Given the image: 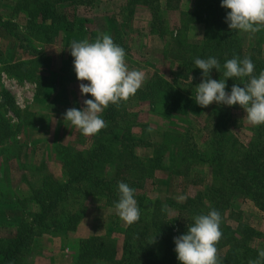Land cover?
<instances>
[{"label": "rangeland", "instance_id": "rangeland-1", "mask_svg": "<svg viewBox=\"0 0 264 264\" xmlns=\"http://www.w3.org/2000/svg\"><path fill=\"white\" fill-rule=\"evenodd\" d=\"M144 1L141 0L135 6L134 14L128 21L123 13L128 5L127 0H91L89 5L77 7L62 5L60 8L67 6L66 14L71 21L84 25L82 28L84 34L79 30H73L74 34L78 32V35H84V40L89 42H95L101 34H109L114 42L125 50V60L129 69L144 73L142 87L135 96L123 102L122 109L126 113L124 122L135 124L132 134L143 138L151 145L148 148L137 147L134 151L137 158L152 157L155 145L160 146L165 137L171 139L169 140L172 142L171 147L165 151L166 164L170 169L175 165L174 158L179 154L177 148L181 145L187 148L196 147L195 161L205 154H210L209 147L205 148V145L213 135L212 131L214 129L217 131V128L215 125L212 128L214 123L209 122L211 117L209 112H205L201 117L179 116L168 122L169 127L159 113L158 106L150 105L153 97H145L148 92L144 88H147L149 82L156 81L155 76L170 80L169 72L177 66L181 67L179 60L174 59L177 46L174 45L173 38L177 31L187 46L183 58L186 59L185 63H188L198 58L194 51L198 48L195 44L202 42L207 25L195 16L196 0H178L174 5L178 4L179 9L174 11L166 8V0H154L151 4L157 8L162 31V36H159L157 28L151 29V8L146 6ZM14 9L15 0H0V20L12 34H16L18 29L24 37L22 44H16L3 29H0V117L11 130L7 137H0V239L13 235L23 221L31 222L35 205L31 200L27 202L25 199L42 189L45 178L58 184L66 182V169L61 155L65 154L66 150L75 154L77 151L86 153L92 140V136H84L79 129L64 120V114L68 109L84 107L83 100L86 96L81 95L79 85L88 82L77 80L73 66L74 57L69 48L71 42H79L78 39L73 38L71 34L70 37L67 33L60 32L53 43L45 44L42 35H37L31 28H25V17ZM117 34L118 41L115 39ZM239 36L242 51L248 54L251 48L259 47L260 53L255 54V57L264 62V28L256 33L239 31ZM33 48L42 53L44 59L49 60L48 64L46 61L40 64L44 68L41 71L44 86L39 98L36 95L35 80L19 79L6 69L8 65L18 61H28ZM184 76L185 74L177 88L179 92L195 98L196 88L188 87V81ZM202 78L201 73L200 82ZM210 78L219 80L221 77L212 73ZM189 90L193 95L188 92ZM226 118L227 125L225 120L220 123L226 131L233 129L244 145L252 140L255 126L247 122L246 113L241 107L229 109ZM215 124L218 125L219 122L216 121ZM197 163L196 173L199 179L196 182L192 180L193 176L195 177L193 173L184 180L180 179L182 182L178 181L179 178L171 181L169 170L166 169L140 181L135 193L143 198L145 196L144 206H137L142 217L146 216V221L151 219L152 200L158 202V199L164 206V216L168 220L180 223L191 221L194 220L196 212H205L207 207L204 202L200 205L196 196L207 190L211 180L209 174L207 175V169L202 163ZM121 173L120 176L124 179L137 177L133 172ZM68 194L60 206L70 215L81 216L75 229L66 235H60L49 228L34 227V236L22 252L23 264H73L79 242L91 237L115 241L117 257L120 256L128 224L116 214L114 205H109L99 196H86V192L77 196ZM187 198L193 201L190 204L193 207L189 208L188 213L178 212L177 206L172 203H183ZM230 206L231 211L225 212L220 225L223 227L226 223L227 228H235L239 219L250 230L259 232L262 235L260 238L254 236L247 241L248 243L246 242L253 250L250 256L252 258L258 256V252L264 250V213L249 199L242 201L235 198ZM176 224L173 222L169 225L172 228L173 243L174 238L180 236ZM167 233L170 237L168 231ZM159 242L157 239L154 243L149 242L158 253L161 248ZM223 243L225 240L221 239L217 246ZM226 250L222 248L220 252L218 251L224 264L229 263L224 257Z\"/></svg>", "mask_w": 264, "mask_h": 264}, {"label": "trees", "instance_id": "trees-1", "mask_svg": "<svg viewBox=\"0 0 264 264\" xmlns=\"http://www.w3.org/2000/svg\"><path fill=\"white\" fill-rule=\"evenodd\" d=\"M127 1L128 5L123 13L128 21L134 14L135 6L141 0ZM90 2L91 0H15L14 10L25 17V28H31L37 35H42L45 44L53 43L60 32H65L69 36L71 34L73 38L82 41L85 39L84 35H78V32L74 34L72 31L79 30L84 34L82 32L84 25L82 23L74 24L66 14L67 6H64L77 7L83 4L89 5ZM151 2L154 0L144 1L146 6L151 8V29L157 28L159 36H162L157 8L153 7ZM175 2L178 0H166V8L170 11L179 9L178 4L174 5ZM221 3L222 0H196L195 16L207 27L202 42L199 43L200 45L195 44L198 48L197 51H194L198 58L215 57L220 62V72L213 69L210 76L214 73L218 74L220 79H224L223 64L234 56L240 59L250 58L255 65L253 75L258 76L264 70V62L255 57V54L260 53L259 47L251 48L248 54L242 51L239 31L229 29L228 23L225 22L230 10L221 7ZM62 5L64 6L60 8ZM38 20L39 22H37ZM0 29H3L16 44L23 43L24 37L17 28L16 34H12L6 24L0 20ZM118 35L115 38L117 41L119 40ZM173 42L177 46V54L174 59L179 60L181 67L177 66L176 69L169 72L170 80L155 76L156 81L149 82L147 88H144L148 92L145 97H153L150 105L158 106V111L168 126V122L179 116L201 117L205 112H209L211 117L214 116V118H209V122L214 123L212 128L215 125L217 131L216 129L212 131L213 135L205 145V148L209 147L211 153L205 154L201 159L195 161L196 147L187 148L181 145L177 148L179 154L174 158L175 165L169 169L166 164L165 151L171 147L172 142L169 141L170 138L165 137L160 146L155 145L152 157L137 158L134 153L137 147L148 148L151 145L143 138L132 134L135 124L124 122L126 113L122 109L123 101L119 107L110 104L100 115L107 127L92 136L87 152L77 151L75 154L66 150L65 154L61 155L66 169V182L58 184L45 178L42 189L33 192L29 198L25 199L27 202L31 200L35 205L31 214V222L23 221L13 235L6 239H0V264H23L22 252L28 247L34 236V227L49 228L52 232L60 235H66L75 229L81 216L79 214L70 215L60 206L61 201L66 199L68 193V195L77 196L86 192V196H99L104 198L109 205H114L119 200V182L127 183L135 193L143 178L151 177L155 172L165 169L169 170L171 181L179 178L178 181L182 182L180 179L184 180L193 173L195 177L193 176L192 180L196 182L199 179L196 173L197 162L202 163L203 167L207 169L211 184H208L204 193H198L196 196L197 202L200 205L204 202L207 207L205 208L206 213L196 212V216L217 210L220 213L221 221H223L225 212L231 211L230 204L235 198H240L242 201L251 200L264 213V125L255 126L252 140L244 145L239 141L233 129L226 131L220 124L224 120L226 124V114L229 109L239 105L224 106L214 102L212 105L202 108L196 103L195 98L179 92L177 87L184 74L185 80L188 81L187 86L192 89L201 83L199 80L202 70L196 68L195 60L185 63L186 59L183 56L187 52V46L180 39L178 31ZM170 50L172 51V48ZM32 52L28 61H18L8 65L6 69L19 79L35 80V83L37 82L36 95L39 98L43 93L44 86L41 80L43 79L41 71L44 68L40 64H44V61L48 64L49 60L44 59V55L37 52L35 48ZM248 79L228 78L226 90L230 93L233 84L243 87ZM188 92L193 95L190 90ZM85 99H92V97L87 94ZM216 121L219 122L218 125L215 124ZM240 127L235 126V128ZM10 131V126L0 117V137H7ZM177 151L175 150V152ZM121 171L133 172V175L137 177L121 178ZM135 199L137 205L144 206L145 196L143 198L136 194ZM152 201L150 221H146V216L142 217L140 211L139 221L128 225L125 230L119 257H117L115 241L102 237H91L79 242L73 264H97L100 262L104 264H180L175 252V244L171 241L172 228L169 225L173 222L177 223L179 235H183L187 232V227L194 224V220L181 223L168 220L164 216L162 202L159 199L158 202ZM192 203L193 201L187 198L183 203L172 204L177 206L178 212L188 213L189 208L193 207L190 205ZM169 204H171L170 201ZM167 231L170 237L167 236ZM221 231L223 233L221 239L225 240V243L217 246V249L219 252L222 248L227 249L224 257L229 260L228 264H249L250 260L257 258V256L253 258L250 256L253 250L249 248L247 241H250L254 236L260 238L262 235L259 232L250 230L239 219H237L235 228H227V224L224 223ZM154 237L162 243L159 242L161 245L159 253L149 243Z\"/></svg>", "mask_w": 264, "mask_h": 264}, {"label": "clouds", "instance_id": "clouds-1", "mask_svg": "<svg viewBox=\"0 0 264 264\" xmlns=\"http://www.w3.org/2000/svg\"><path fill=\"white\" fill-rule=\"evenodd\" d=\"M221 7L229 9L225 22L231 30L256 33L264 28V0H222ZM73 66L80 83L81 95L90 94L92 99L83 100L84 107L70 108L64 120L79 129L84 136H94L107 127L100 113L109 107L127 102L142 87L145 75L140 70H130L125 60V50L117 45L109 34H101L95 42L73 41L70 44ZM196 68L202 70V82L196 86L195 101L202 108L212 103L227 106L239 105L246 113L247 122L253 126L264 125V70L253 75L255 65L248 57L234 56L223 64L224 79H212L213 69L220 72L221 64L215 57L196 58ZM228 78H249L240 87L233 84L226 91ZM67 138V137H66ZM65 138V139H66ZM119 200L114 204L116 214L128 225L140 219V209L134 199V189L127 183H118ZM187 232L174 238L175 252L180 264H222L217 244L223 233L221 216L217 210L197 215ZM156 237V236H155ZM155 237L150 243L155 242ZM249 264H264V250L258 252Z\"/></svg>", "mask_w": 264, "mask_h": 264}]
</instances>
